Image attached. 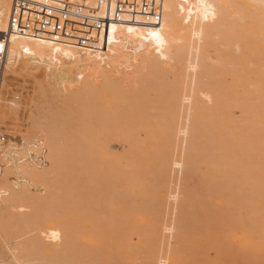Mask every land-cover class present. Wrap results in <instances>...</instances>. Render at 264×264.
Returning <instances> with one entry per match:
<instances>
[{
	"label": "rangeland",
	"instance_id": "1",
	"mask_svg": "<svg viewBox=\"0 0 264 264\" xmlns=\"http://www.w3.org/2000/svg\"><path fill=\"white\" fill-rule=\"evenodd\" d=\"M213 1L151 69L2 68L0 264H264V0Z\"/></svg>",
	"mask_w": 264,
	"mask_h": 264
},
{
	"label": "bare ground",
	"instance_id": "2",
	"mask_svg": "<svg viewBox=\"0 0 264 264\" xmlns=\"http://www.w3.org/2000/svg\"><path fill=\"white\" fill-rule=\"evenodd\" d=\"M10 2L12 4L11 0ZM188 2L189 0H165L162 20L158 24H147L143 22L140 18H137L135 22H130L129 20L124 19L119 22L107 23L104 26L101 36L99 38V46L101 47L102 51H98V50L83 51V50H78L76 48L65 46L60 43L38 41L30 38H24L22 36L15 34L9 35L10 34L9 31H7V19L11 9V5L8 1L1 2L0 3V34L7 32L9 36V46L7 49L6 56L4 58L3 69L5 71L11 69L13 70L18 68L21 62L30 61L32 62V64H36V63L44 64L46 69L53 70L52 66L54 64H56L61 60H66V59L67 60L69 59L72 62L75 61L79 62L80 63L78 65L79 69L80 68L86 69L88 71L90 70L97 71L98 69L100 70L101 66H104L105 69H110L109 68L110 66H108V64L110 63L112 67L111 70L113 69L114 72H117V70H119L118 68L123 66L128 67L127 65H130L131 63L137 60H139L138 66L140 68H144V66L146 65L145 61L147 60L148 64L146 65V67H148V69H151L155 65L154 60L150 58V56L153 57L154 55V49H153L154 45L156 43L161 42L164 39V36L168 34L174 26L176 25L178 26L177 15L181 13L182 10L184 12L186 10L185 12L186 15L185 17H183V20H186L185 18H187V16H192L193 19L198 18L199 21L203 23L204 22L208 23L210 19H212L215 16V13H217V7L213 0H194L193 4L191 3L192 1L190 2L192 4V7L184 8V4ZM205 33L209 34V31L206 30L205 32V31L196 30L194 31L193 36L199 37L201 36V34H205ZM105 54H108L109 58H107ZM107 59H109L110 61L109 63L106 62ZM104 60L105 63H103ZM81 72H83V70ZM99 76L107 78L105 74L104 75L100 74ZM2 79L3 78L1 75L0 83L2 82ZM190 97H188L186 94H183V100L186 102L190 100ZM184 132L183 133L178 132V133L184 134ZM27 146H28L27 144L23 145V147L25 148H28ZM18 150L19 149L15 146V144L9 143L5 147L4 151H2V153L0 154V161H5V162L10 161L14 163L13 164L14 166L17 167L16 163L18 161L16 160V152ZM173 165L176 167H180L181 162L179 160H175ZM18 174L22 176L20 179H24L23 176L30 178V176L26 175L27 173H23L19 171ZM28 187H29V181L21 182L16 180L15 184L9 188L8 193L6 194L7 197H5V199L13 198L14 196H18L19 194L25 195L28 192ZM57 238L59 237L57 236ZM50 240H52V238ZM43 252L45 253V251ZM161 262L164 263L163 261H160V263Z\"/></svg>",
	"mask_w": 264,
	"mask_h": 264
},
{
	"label": "built area",
	"instance_id": "3",
	"mask_svg": "<svg viewBox=\"0 0 264 264\" xmlns=\"http://www.w3.org/2000/svg\"><path fill=\"white\" fill-rule=\"evenodd\" d=\"M7 19L9 35L60 43L78 50H98L107 23L140 18L147 24L162 20L165 0H11ZM9 36L0 34V71ZM0 133V147L6 143Z\"/></svg>",
	"mask_w": 264,
	"mask_h": 264
}]
</instances>
